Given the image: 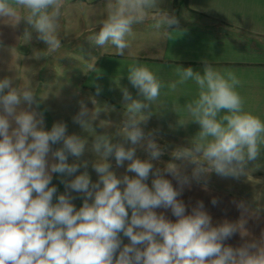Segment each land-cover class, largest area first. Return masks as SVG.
<instances>
[{"label":"clouds","instance_id":"9594fccd","mask_svg":"<svg viewBox=\"0 0 264 264\" xmlns=\"http://www.w3.org/2000/svg\"><path fill=\"white\" fill-rule=\"evenodd\" d=\"M160 2L107 0L106 14L97 21L100 30L92 31L88 39L115 46L117 55L123 56L129 48L126 36L134 25L151 19L150 27L170 34L164 29L179 21L161 9ZM63 7L64 0H0V19L13 27L26 23L23 43L35 33L46 48L34 52L33 58L47 59L62 46ZM89 67L94 71L93 65ZM175 72L179 79L171 85L173 89L188 81L198 89L196 98L185 104L191 120L178 123L195 122L200 130L188 146L171 151L163 169L155 168L152 161H159L166 148L157 143L154 131L145 133L142 127L153 114L163 87L148 66L132 63L127 67L128 79L141 99L121 89L123 119L115 135L122 142H113L112 135L98 134L93 128L101 113L113 110L109 105L92 96L88 98L92 109L85 100L78 101L73 122L85 132L93 130L90 149L87 137L68 135L63 122L44 130L43 113L30 110L34 103L38 105L34 90L27 85L14 87L8 77L0 79V264H264V240L238 248L223 243L238 231L244 235L243 220L213 226L202 201L185 214V204L177 199L185 185L199 183L212 173L222 178L247 177L250 162L258 160L264 146V120L245 111L236 90L240 80L232 71L222 73L205 61L203 74L192 67H177ZM100 93L96 86L95 95ZM22 104L27 108H21ZM110 124L99 121L101 128ZM56 144L62 146L53 151L51 145ZM137 147L149 158H138ZM86 150L97 157L92 162L99 177L95 183L87 171L76 175L81 167L88 168L89 161L80 160ZM69 155L78 162L68 163ZM109 157H114L118 167L129 161L127 171L135 176L118 177ZM189 166L191 175L187 174ZM53 173L73 177L61 180L64 194L57 195V188L50 186ZM150 174L154 177L151 188L145 183ZM166 175L180 187L174 188ZM70 192L82 194L78 210ZM217 203L214 198L212 204ZM237 207L242 214L249 212L244 202ZM157 208L170 209L176 221L158 215ZM121 233L130 241L123 246Z\"/></svg>","mask_w":264,"mask_h":264},{"label":"crops","instance_id":"0c3cea01","mask_svg":"<svg viewBox=\"0 0 264 264\" xmlns=\"http://www.w3.org/2000/svg\"><path fill=\"white\" fill-rule=\"evenodd\" d=\"M106 2L107 0H64L62 10L71 8L77 12H87L93 20L89 27L81 24L66 29L62 14L59 28L62 46L50 57L66 51V43L81 39L84 33L98 32L100 25L95 19L104 16ZM159 7L174 14L179 24L164 29L170 33L168 35L158 30L157 41L153 40L155 44L141 45L146 53L154 52L155 59L107 54L100 65H94V71L82 74V83L72 87H66L67 84H53L47 78V87L43 89L39 81L46 70V62L44 58L36 60L33 54L44 50L46 45L35 38V33L31 41L23 43L22 37L28 25L21 21L18 26L13 27L0 19V79L11 78L14 87H31L37 95L38 105L34 103L30 110L43 113L44 130H51L61 117L59 108L61 110L62 106L72 103L68 99L73 101L74 108L79 106L80 100H85L88 107H93L88 99L90 96L97 102L101 98L109 101L115 90L121 91L124 88L132 91L133 98L141 99L138 90L128 79L127 67L132 63L146 65L161 80L163 87L159 99L154 103L153 114L142 127L145 133L154 131L163 146L176 148L188 146L200 126L195 122L183 126L178 123L179 120H191L185 104L196 98L198 89L193 81L176 84L173 89L171 85L179 79L175 69L192 67L194 71L203 74L204 62L207 61L222 73L225 70L235 73L240 80L236 90L244 101L245 111L264 120V0H161ZM151 23L149 19L138 26L146 28L147 31V28H152ZM64 33L68 35L64 36ZM117 74H122L119 82L114 78ZM96 86L101 88V93L104 91L103 94L95 95ZM20 107L27 108V105L22 104ZM61 146L56 144L51 145V148L54 151ZM140 150L147 153L142 148ZM51 162L54 161L50 153L49 163ZM249 168L248 176L239 179L220 177L215 180L209 176L199 183L192 181L190 185L183 187L181 195L177 197L186 206L185 214H191L197 202L202 201L204 210L212 218L213 226L224 221L240 223L243 220L244 235L238 231L223 242L225 246L238 248L245 243L264 240V146L261 148V156L257 161L250 162ZM88 169L94 172L92 165ZM93 172L89 176L94 183ZM60 176L53 173L50 186L57 187ZM165 178L174 188L180 187L171 175H166ZM61 186L62 184H58L57 194L62 192ZM214 198L218 201L215 205L212 204ZM240 202L249 207V212L242 214L237 207ZM154 211L158 215L163 214L172 222L177 219L170 209L157 208ZM120 239L122 246L130 242L123 233L120 234Z\"/></svg>","mask_w":264,"mask_h":264},{"label":"rangeland","instance_id":"374dc122","mask_svg":"<svg viewBox=\"0 0 264 264\" xmlns=\"http://www.w3.org/2000/svg\"><path fill=\"white\" fill-rule=\"evenodd\" d=\"M87 12L81 13L80 11L77 12L76 10H72L71 8H64L62 10V19H63V23H65L66 29H68V27H72L75 28V25H81L84 27H89L90 24H92V18L90 19V17L86 14ZM106 14V12L104 13V15ZM75 20V23H74ZM96 21L99 20V18L95 19ZM71 28V29H72ZM157 32L158 30L156 29H149L144 27H139L138 25H134L132 32L130 34H128L126 36V40L129 43V48L125 50L124 55L125 56H132L134 58H138V59H142V58H151V59H155L156 55L153 56L154 52H145L144 47L141 48V45L150 43V44H155V42H153V40H156L157 37ZM69 33V32H68ZM90 34L84 33L83 37L81 39H75L72 42L66 43V45L68 47L64 48L66 51H61L60 54H57L56 57H49L47 59H45L46 62V70L44 71V73L41 74L42 78L39 81L40 86L45 89V87H47V82H45L48 79L52 80V83H60L62 84H67L66 87L68 86H74V85H78V83H82L81 81L83 80L82 74L84 75V73L91 71L92 69H90L89 65H100L103 61L102 59H104L105 55L107 54H116V49L115 46H111L109 45H105V46H101V45H97L93 42H91L88 39V36ZM146 54V55H145ZM123 55V56H124ZM60 56V57H58ZM42 65H45V63H42ZM95 67V66H94ZM47 72V73H45ZM115 77V81L119 82L120 79H122V74H117L114 75ZM43 80V81H42ZM53 83V84H54ZM56 85V84H55ZM130 93H132L131 90H128ZM52 92V91H51ZM104 92V91H103ZM103 92L101 94H103ZM111 96H113V98L111 97V103L108 101V99H104L101 98L98 100V103L100 104H107L109 105L113 110L108 112V113H101L99 118L94 121L93 123V128L95 130L96 133L98 134H103V133H107L113 136V142H122V138L119 136H116L115 133L117 131V126L120 125L123 116H122V112H123V105L125 103V101L123 100V94L120 90H115L113 94H111ZM134 99H138V98H134ZM107 100V102H106ZM72 102L71 99H68V102ZM72 103H67V105L62 106V111L59 108V112H60V119H58V122H63L67 125V134L68 135H72V134H76V135H80L82 137H87L88 139V149H90L91 147V143H92V139L93 137L91 135L94 134L93 130L89 129L87 132H85L84 130L81 129V127L79 126V124L74 123L73 122V117L78 113L79 111V106H77L76 108H74ZM109 103V104H108ZM72 104V105H71ZM94 107V106H93ZM93 107H88L89 109L93 108ZM51 114V113H50ZM52 116V115H50ZM52 120V119H51ZM100 120H109L111 122L110 126L107 128H101L99 127V121ZM53 123V121H52ZM157 143H159L162 147L166 148L165 154L161 157V159L159 161H152L153 165L155 168H160L163 169L165 167V165L167 164V162H169L171 160V151L174 150L175 148L172 147H168V146H163L161 143V141L159 139H157ZM130 146L129 144H126V147ZM136 155L138 158L144 160V159H148V154L147 153H143L139 147H137V152ZM96 154L93 153L90 150H86L85 153L80 157V160H87L89 161V165H92V162L96 160ZM78 162L77 159L71 155H69L68 157V163H76ZM109 162L112 165L111 170L115 172V174L118 177H122L123 175H128L129 177H134L135 174L128 172L127 171V165L128 163H130L129 161H125L124 165L122 167H118L116 165L115 159L114 157H109ZM89 169H85L83 167H81L79 169V174L81 172L87 171L89 173V175L91 176L93 171H88ZM77 173V175H79ZM94 183L97 182L99 180L98 174L94 171ZM187 174L191 175V166H189L188 170H187ZM210 176L212 178H214L215 180H218L220 178V176H217L215 173L210 174ZM209 177V176H208ZM73 177H68L66 176V178L64 179L62 176H60V179L58 178L57 180V187L58 184H62L61 186V190L62 192L59 194H64L66 189L63 183H61V180H70ZM154 177L150 174L149 178L147 181H145V183L148 184V186L151 188V183H152V179ZM222 178V177H221ZM56 187V188H57ZM123 187V186H121ZM57 194V195H59ZM70 195L73 197L72 199V203L75 205L76 209L78 210L82 204H83V197L82 194L80 193H76V192H70ZM56 202V198L53 199V203Z\"/></svg>","mask_w":264,"mask_h":264}]
</instances>
